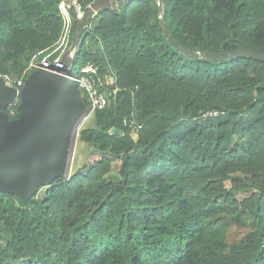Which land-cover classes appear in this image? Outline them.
<instances>
[{
	"label": "trees",
	"instance_id": "trees-1",
	"mask_svg": "<svg viewBox=\"0 0 264 264\" xmlns=\"http://www.w3.org/2000/svg\"><path fill=\"white\" fill-rule=\"evenodd\" d=\"M75 1L84 13L93 2ZM159 1L180 49L156 0L101 7L83 27L71 66L97 67L106 105L78 141L98 160L26 202L0 192V264H264V113L252 110L264 106V61L190 54L264 49V0ZM59 2L0 0V76L18 80L55 47ZM70 13L73 39L82 19ZM106 39L136 46L127 68L109 67ZM152 88L159 99H139ZM170 89L182 100L168 102ZM232 227L242 234L229 242Z\"/></svg>",
	"mask_w": 264,
	"mask_h": 264
},
{
	"label": "water",
	"instance_id": "water-1",
	"mask_svg": "<svg viewBox=\"0 0 264 264\" xmlns=\"http://www.w3.org/2000/svg\"><path fill=\"white\" fill-rule=\"evenodd\" d=\"M97 5L100 6L98 8L112 9L110 5L102 2L94 3L88 8L75 32L70 49L61 57L65 67L73 64V51L79 35L95 9H98ZM158 17L163 32L173 42L166 32L159 10ZM173 43L180 49L177 43ZM190 54L213 61L236 56L264 61V49H253L244 45L230 53ZM16 95L14 88L6 86L0 80V190L9 185L7 193H15L26 202L35 194L38 183L59 178L67 143L71 138L69 130L85 105L72 79L41 68L26 78L19 91L21 101L16 108L18 118L9 121L4 110L14 102ZM126 120V125L129 126L130 122ZM110 133L122 132L112 128Z\"/></svg>",
	"mask_w": 264,
	"mask_h": 264
},
{
	"label": "built area",
	"instance_id": "built-area-1",
	"mask_svg": "<svg viewBox=\"0 0 264 264\" xmlns=\"http://www.w3.org/2000/svg\"><path fill=\"white\" fill-rule=\"evenodd\" d=\"M71 7L75 8L77 18L82 19V14H84V12H80V7L75 0H60L58 9L63 19V26L55 47L51 51L46 52V50V53L43 56H40L42 52L34 55L23 72V76L18 80H13L8 76H0V80H2L6 86L14 88L17 94L18 90L23 87L24 82L29 74H31L36 69L41 68L59 73L72 79L76 83L83 101L85 98V100L88 102V104L85 105L88 107V113L86 116L88 117V115L95 109H102L106 105V98L97 91L94 85L93 76L97 72L96 66L93 64H86L80 69V73L78 74L73 73L70 70L71 65L65 67L64 62L61 59L62 55L70 49L72 43V20L70 13ZM87 7L90 8L89 5ZM95 13L96 11L93 12V14ZM69 56H71V54ZM113 83H115V80L111 79L109 84L113 85ZM116 91L117 88L113 90V93ZM6 109L7 111H4L8 116H14L15 112L17 111L10 106H8ZM218 114L219 112L217 110L210 109L202 113L201 118H212L218 116ZM139 128L140 126L135 124L133 125L134 130H138Z\"/></svg>",
	"mask_w": 264,
	"mask_h": 264
},
{
	"label": "rangeland",
	"instance_id": "rangeland-1",
	"mask_svg": "<svg viewBox=\"0 0 264 264\" xmlns=\"http://www.w3.org/2000/svg\"><path fill=\"white\" fill-rule=\"evenodd\" d=\"M118 1H122V0H93V2H92V4H90L89 6H91V5H93L94 3H97V2H102V3H106V4H108V5H110L112 8H116L117 7V5H118ZM157 3H158V10H159V13H160V15H162V7H161V4H160V1L159 0H157L156 1ZM98 7H100L99 5H97V7L96 8H98ZM89 8V7H88ZM99 9V8H98ZM98 9H95L96 11L98 10ZM81 13L83 12V11H80ZM82 15H84V14H82ZM81 15V16H82ZM82 18H83V16H82ZM113 43V42H112ZM112 43L110 42V40L109 39H107V44H106V42H105V46L106 45H108L107 46V48L105 49V53H106V56H107V58H108V60H109V63L108 64H110V68L111 67H118V66H122V67H124V68H127L128 66H129V64H131L132 63V61H133V59H134V50H135V47L132 49V50H130L129 52H127V53H124L123 55L122 54H118L117 52V48L115 49L114 47H113V45H112ZM75 48H76V46H75ZM75 48H74V51H73V53L75 52ZM125 56V57H124ZM131 57L132 59L130 60V61H128V59H129V57ZM121 57H123L122 59H121ZM127 59L126 60V62L124 61V59ZM116 61H117V63L118 64H120V63H122V64H120V65H118V66H112V63H113V65H116ZM249 64V63H248ZM109 68V69H110ZM70 70L73 72V73H77L78 71H79V67L77 66V65H75L74 67L73 66H70ZM111 79H113V80H115L114 78H112V77H109L108 79H107V81H108V83H107V85H110L109 84V82H111ZM234 83L235 82H237V81H239L240 79H239V76H235L233 79H231ZM21 89V88H20ZM20 89L18 90V92H17V95H16V98H15V100H14V102L11 104V105H9L10 107H13L15 110H16V108L18 107V105L20 104V97H19V91H20ZM147 92H148V94H146L147 95V97H149V96H151V97H153V96H160L159 94H158V89L157 88H152V90H146ZM145 91V92H146ZM152 92H154V95L153 94H151ZM142 93H144V92H142ZM141 93V94H142ZM168 93H170V94H172L171 95V97L170 98H166L167 99V101L168 102H170V103H174V102H177V100H180L181 99V97H183V95H184V93H183V91H182V89H177V90H172V89H170L169 90V92ZM140 94V95H141ZM167 96V95H166ZM176 99V100H175ZM141 100V99H140ZM143 101H146V100H143ZM85 103V102H84ZM88 103V102H87ZM147 105L145 106V107H143V109H141V111L142 110H145V109H147L148 108V103L147 102H145ZM84 105H87V104H84ZM6 110V109H5ZM2 112H4V111H2ZM143 115V114H142ZM18 118V114L17 115H14L13 117H8V120L9 121H11V120H15V119H17ZM141 118V117H140ZM154 120H156V118L154 119ZM90 126H92V115L91 114H89L88 115V117H85V119L80 123V125H79V127H78V129H77V131H76V133L74 134V135H71L72 137H71V139L73 140L74 139V141H73V145H72V143H71V148H70V150H69V152H70V170H69V174H68V176L67 177H69V175H70V173H71V171L73 172V173H76V172H78L79 170H81L82 168H85V167H87V166H89L93 161H96V160H98V157H97V155H94V154H92L91 152H90V149H89V147L86 145V144H83L82 142H80V141H78V132H79V129L82 127V128H87V127H90ZM118 169H119V161L118 162H114L112 165H111V172L113 173V172H115V174H118ZM67 177H60V178H57V179H55V180H51V181H56V180H58V179H67ZM112 180H116V177H113V178H111ZM51 181H46V182H51ZM46 182H41V183H38L37 184V186H36V192H35V195H41L42 194V192H43V189L47 186V185H49V183L48 184H44V183H46ZM52 183V182H51ZM225 186H226V188H229V186H230V184H229V181H225ZM8 188H10V186L9 185H6V186H4V187H2L1 188V190L0 191H2V192H8L7 190H8ZM249 194H244V193H240V194H238L237 196H236V198L237 199H239V200H241V199H243V198H245V197H247ZM241 234H242V232L241 231H236V228L235 227H232L231 229H230V231H229V233H228V237H227V240L229 241V242H231V241H233V240H235V239H238L239 238V236H241Z\"/></svg>",
	"mask_w": 264,
	"mask_h": 264
},
{
	"label": "crops",
	"instance_id": "crops-1",
	"mask_svg": "<svg viewBox=\"0 0 264 264\" xmlns=\"http://www.w3.org/2000/svg\"><path fill=\"white\" fill-rule=\"evenodd\" d=\"M105 42H106V44H107V39L105 40ZM105 42H104V44H105ZM111 42V41H110ZM112 43V42H111ZM112 45H113V47L116 49L117 48V53L120 55V54H124V53H127V52H129L130 50H126V49H122L121 48V46L119 45V43L118 42H113L112 43ZM107 46L108 45H106L105 46V49L107 48ZM125 57V56H124ZM129 57V56H128ZM123 57H121V59H122ZM132 58L131 57H129V59H128V61H130ZM126 58L124 59V61L126 62ZM120 64H122V63H120ZM120 64H118L117 63V61H116V65H113V63H112V66H118V65H120ZM148 94V92L146 91V92H144V93H140L141 95H139V99H141V100H148V98H147V95L146 94ZM151 93V92H150ZM151 94H153L154 95V92H152ZM158 94L160 95V96H153L152 98H154V99H159L160 97H161V93L159 92V90H158ZM171 95L172 94H170V93H167V96H166V98L168 99V98H170L171 97ZM176 100V99H175ZM182 100V97H181V99L180 100H177V101H181ZM173 103V102H172ZM261 103L260 102H257L253 107H252V110L254 111V113L255 114H257V115H259V116H261L263 113H264V106H263V104L262 105H260ZM147 105L146 103H143L139 108H138V110H137V113H138V116L139 117H141L142 116V114H143V111L144 110H142L141 111V109H143V107H145V106Z\"/></svg>",
	"mask_w": 264,
	"mask_h": 264
},
{
	"label": "bare ground",
	"instance_id": "bare-ground-1",
	"mask_svg": "<svg viewBox=\"0 0 264 264\" xmlns=\"http://www.w3.org/2000/svg\"><path fill=\"white\" fill-rule=\"evenodd\" d=\"M87 113H88V107H84L81 109L80 113L78 114L76 120L74 121V123L72 124L69 132L71 133V135H74L80 125V123L85 119V117L87 116ZM72 137V136H71ZM73 141L74 139L72 140L71 138L68 140V143H67V149H66V152H65V155H64V161H63V164H62V168H61V171H60V176L59 177H67L68 174H69V170H70V148H71V143L73 145Z\"/></svg>",
	"mask_w": 264,
	"mask_h": 264
}]
</instances>
